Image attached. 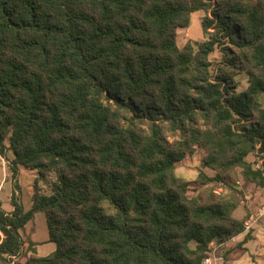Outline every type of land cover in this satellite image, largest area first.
Returning <instances> with one entry per match:
<instances>
[{"label":"trees","instance_id":"obj_1","mask_svg":"<svg viewBox=\"0 0 264 264\" xmlns=\"http://www.w3.org/2000/svg\"><path fill=\"white\" fill-rule=\"evenodd\" d=\"M200 12L206 40L179 48L176 30ZM220 47L245 91L212 69ZM261 95L264 0H0V156L14 180L19 167L57 174L28 210L17 189L12 212L0 204V264H202L249 215L192 194L176 164L199 147L214 172L203 185L239 170L264 190ZM37 213L47 257L21 235Z\"/></svg>","mask_w":264,"mask_h":264},{"label":"rangeland","instance_id":"obj_2","mask_svg":"<svg viewBox=\"0 0 264 264\" xmlns=\"http://www.w3.org/2000/svg\"><path fill=\"white\" fill-rule=\"evenodd\" d=\"M204 16L205 13L200 12L192 17L191 25L188 28H178L176 30L175 40L179 48H184L189 42L196 44L202 43L206 40L207 36L204 34L201 26ZM223 47H220L210 56V60L213 65L212 69L217 71L220 67L224 69L228 77L232 79L233 86L236 87L237 92H243L248 88L249 77L247 73L241 69L226 68L227 64H225L221 54V48ZM260 104L264 108V95L260 96ZM6 153L9 161H11V152L7 151ZM205 156L206 151L202 148L196 147L192 153H188L182 161L176 164V175L189 182L192 194L205 196L211 192L216 195L234 198L239 207L233 213V216L240 220H246L251 211H257L258 209L264 207V190L253 184L245 183L239 170H237L232 176L226 177L228 179L227 181L211 182L203 185L202 179L199 178L200 176L206 175L208 177H212L214 175V172L204 165ZM3 158L7 161V158ZM249 159L255 163L257 158L250 156ZM254 166L255 168L264 167V159H258ZM7 173L9 179L0 195V200L3 203L8 202L10 194L17 189L20 194L21 201L26 208H29L31 205V197L34 192V186H36L41 193H49L48 184L56 181L57 179V174L51 173L45 181L40 179L38 180L37 172H31L22 168L21 173H18L16 182L13 186V183L11 182L12 172L10 168ZM3 174L4 173L0 167V184L3 179ZM9 206L10 205L8 203V207ZM38 226L39 222L35 220L30 228L34 230ZM256 229L254 231H257V239L249 242L246 246V250L242 252L244 261L246 260V264H255L254 261L257 264H264V243L260 242L261 237H264V219L261 221V226L256 227ZM28 230L29 228H26L27 233ZM22 231H24V229ZM26 238L28 239L24 240L25 243L28 244L30 239L28 236H26ZM244 246L245 245L241 246L238 243L231 249L241 250Z\"/></svg>","mask_w":264,"mask_h":264},{"label":"crops","instance_id":"obj_3","mask_svg":"<svg viewBox=\"0 0 264 264\" xmlns=\"http://www.w3.org/2000/svg\"><path fill=\"white\" fill-rule=\"evenodd\" d=\"M0 167L4 173L2 182L0 184V195H1L2 191L4 190V186L9 179V176L7 173L9 170L8 161H6L2 156H0ZM21 169H22V167H19L18 173H21ZM16 179L17 178H15V180H14L11 177V182L13 183V186H14V183L16 182ZM11 197H12V193L8 197L9 201L6 203H3L0 200L1 208L8 213L12 212L14 209L12 204H11ZM8 203L10 205L9 207H8ZM30 206H29V208H30ZM24 207H25V205H24ZM29 208L25 207L26 210H28ZM35 220H37L39 222V226L33 230L30 228V226L32 225L33 222H35ZM259 226H261V224ZM26 228H29L28 233L26 232ZM21 235H22L23 239H25V240L28 239V238H26V236H28L30 239L29 243L33 244V248H34L35 252L34 253L30 252V255L34 254L38 257H47V256H50L51 254H53V252L56 250V245L50 241L47 219H46V216L44 213H37L34 216V218L24 227V231H21ZM254 235H255L254 238L252 240H250L249 242L255 241L257 239V237H256L257 231L254 232ZM260 242L264 243V237H261ZM248 243H246L245 246L243 247V249H241V250L231 249L228 252L227 264H246V260L244 261L242 252H244V250H246V246ZM28 244L26 243V246ZM254 263L257 264L255 261H254Z\"/></svg>","mask_w":264,"mask_h":264},{"label":"built area","instance_id":"obj_4","mask_svg":"<svg viewBox=\"0 0 264 264\" xmlns=\"http://www.w3.org/2000/svg\"><path fill=\"white\" fill-rule=\"evenodd\" d=\"M264 219V207L257 211H251L248 219L244 223V229L241 233L232 236L231 238L210 244L208 256L202 264H227V256L230 249L237 245L251 231L255 230ZM10 264H23L20 256H14L10 259Z\"/></svg>","mask_w":264,"mask_h":264}]
</instances>
